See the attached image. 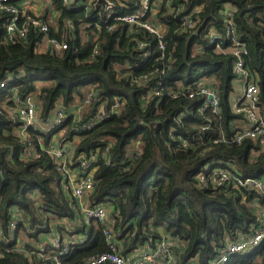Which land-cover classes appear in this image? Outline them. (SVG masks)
Listing matches in <instances>:
<instances>
[{"label":"trees","instance_id":"trees-1","mask_svg":"<svg viewBox=\"0 0 264 264\" xmlns=\"http://www.w3.org/2000/svg\"><path fill=\"white\" fill-rule=\"evenodd\" d=\"M22 1L9 4L22 9ZM50 1L52 9L46 8L40 18L46 21L51 11L59 13L48 35L68 42L60 54L37 49L44 34L33 24L23 40L8 42L11 16L0 9V249H10L0 256V264H30L12 248L25 242L33 250L43 233L53 232L54 219L73 225L74 232L65 228L71 236L87 238L59 256L64 264H81L110 250L102 223L74 221L76 201L65 190L60 158L49 151L60 131V144L79 136L67 162L70 168L78 169L81 157L94 161L91 205L115 210L125 255L167 234L183 240L180 260L206 263L228 242L252 235L260 222L258 210L264 209V186L225 187L212 178L220 167L264 180V145L251 138L232 140L247 121L242 102L234 107L235 84L240 82L234 49L245 50L242 56L258 85V113L264 120V0H161L157 16L153 12L145 18L166 28L163 37L118 19L138 12L142 0H109V6L77 0L74 9L63 0ZM227 7L234 26L230 39ZM27 16L35 14L27 11ZM213 30L223 36L220 48L210 42ZM205 80L219 99V113L205 111L211 121L199 111L205 96L197 89ZM89 91L104 103L107 115L78 134L75 128L98 110L94 101L81 117L74 111ZM32 94L40 110L26 139L15 130L19 123L10 111L17 98ZM59 105L68 114L56 130L49 121ZM207 123L211 126L203 131ZM222 134L228 141H215ZM16 213L21 219L11 230ZM235 258L239 264H264V244Z\"/></svg>","mask_w":264,"mask_h":264},{"label":"built area","instance_id":"built-area-1","mask_svg":"<svg viewBox=\"0 0 264 264\" xmlns=\"http://www.w3.org/2000/svg\"><path fill=\"white\" fill-rule=\"evenodd\" d=\"M10 1L12 0H0V9L6 10L11 16V20L7 26L9 35L6 40L8 42H12L13 40H23V38L28 35L29 28L33 24L39 27L40 31L44 34L43 39L37 48L40 52L51 51L52 53L60 54L64 49L68 48L67 41H61L57 37L52 38L48 35L49 27L51 23L58 18L59 13L51 11L48 14V19L46 21H43L40 18L42 15L41 10L46 8L52 9V2L50 0H23L22 9L9 4ZM76 1L77 0H63L64 4L70 9L77 8L78 4ZM160 1L161 0H142L141 9L138 12L121 16L118 19L130 23L131 25L137 24L143 26L151 32L157 34L159 37H163L166 28L162 25H158L153 18H145L148 14L153 12H155L154 16H157L156 5ZM93 2H95V0H90L89 4H92ZM97 2H99V0H97ZM109 5H111L110 2L107 6ZM230 9V7H227L225 10V12L228 13L225 20L229 39V32L234 29ZM27 11H32L35 14V17L27 16ZM26 16V21L19 26L18 23L20 19ZM188 24H190V22H188ZM222 39L223 36L217 33L216 30H213L210 39L211 44H215L216 47L220 48L218 40ZM234 40L235 39H233V41ZM235 42L236 44H239L238 41L235 40ZM140 47H142V44H140ZM161 47H164L162 42ZM97 51L98 49L96 48L95 53ZM233 52L237 56L234 71L239 76L242 84V94L237 98L234 107H237L238 102H242V110H237L244 111L247 114V123H243L241 126L242 129L238 130L234 134L232 140L242 142L245 138H251L264 145V120L258 113L259 88L254 75L245 66L242 56V52H245V50L237 48L234 49ZM201 83V86H198L197 94L204 95L205 101L199 111L202 115H204L207 121H211L212 117L206 118L205 111L208 108H212L214 113H219L218 94L214 86L208 84L206 80ZM159 84H162V82ZM5 86L6 82L1 83V87ZM156 93L160 94L159 91ZM190 95L193 96V94ZM95 97L96 95L94 94V91H89L84 101L76 103L77 105H75L74 108L75 113L81 117L88 107L93 104ZM17 103V107L15 109H11L10 113L16 116V122L19 123L15 130L20 137H25L27 139V127L29 125H36L38 122L40 104L37 96L33 94L29 95L25 100L17 98ZM97 106L98 110L96 111V114L89 120L78 125L75 128L76 133L82 134L84 131L91 130L96 124L105 118L107 114L105 112L104 103L98 102ZM67 114L68 113L65 108L59 105L55 108L53 117L49 121L50 126L56 130H61V124L64 123ZM210 126V123H207L202 127V130H207ZM60 134L61 131L59 134H55L59 136L58 138H53V143L49 151L60 158L58 169L60 173L63 174L62 181L64 182L65 190L70 193L72 200L76 201L77 206H74V221L77 223L83 221L85 225L88 226L92 220H98L104 226L103 230L106 236V242L110 247L109 251L91 255L81 264H239L238 262H235L237 260L234 261L236 256L250 254L258 248H261L264 244V209H257L260 214V222L259 226L253 227V234L249 237H242L237 241L228 242L224 248L219 249L214 256L210 257L208 261H206V263H200L198 259H188L185 261L180 260L177 252L181 249L180 247L183 240L167 234H164L161 240H155L153 245L150 243V240H146L144 244L139 246L135 251L125 255L122 251V242L118 240L120 233H118L115 229V210L111 206L102 203L91 205L90 195L95 188L94 161L85 157L79 158V170L75 173V169L70 168L67 163L69 161L68 159L72 157L71 153L73 150L65 147L61 149V144L59 143ZM220 139L228 141L224 134H222L221 138L216 139L215 141ZM32 154V146L31 143H29L27 147V155L30 156ZM82 173H85V175ZM199 178L204 180L205 176L199 175ZM212 181L215 185H224L225 187H229L231 185L235 187L243 185L247 187L256 186L260 189L264 186V180L262 179L233 174L229 169L220 167L215 169V175L213 176ZM83 196H88L86 198L89 199V202L85 205L78 202V199L83 198ZM34 199L39 201V197H34ZM15 215L16 218L12 220L10 224L11 230L15 229L19 218L17 213ZM51 223L53 232L43 233L41 241L33 245V250H29L24 244L25 242H19L12 248V252L21 253L28 257L30 264H64L63 260L59 256L67 253L72 246L75 248L84 243L87 238L85 235L71 236L65 228L70 229L71 232H74L75 229L73 225L68 228L65 220L61 221L54 219ZM9 250L10 249L6 251ZM6 251L0 249V256H4Z\"/></svg>","mask_w":264,"mask_h":264},{"label":"crops","instance_id":"crops-1","mask_svg":"<svg viewBox=\"0 0 264 264\" xmlns=\"http://www.w3.org/2000/svg\"><path fill=\"white\" fill-rule=\"evenodd\" d=\"M236 93L234 94V96H233V101H234V103L236 102V100H237V98L239 97V95L242 93V84L238 81V82H236ZM62 132H64V131H62ZM58 136L59 135H55L54 136V138H58ZM78 170L79 169H75V173H77L78 172ZM79 179V178H78ZM77 179V180H78ZM86 197H88V196H83V198H79L78 199V202L79 203H81V204H83V205H85V204H87L88 202H89V199L88 198H86ZM159 232L160 233H163L164 231H163V229H159Z\"/></svg>","mask_w":264,"mask_h":264},{"label":"rangeland","instance_id":"rangeland-1","mask_svg":"<svg viewBox=\"0 0 264 264\" xmlns=\"http://www.w3.org/2000/svg\"><path fill=\"white\" fill-rule=\"evenodd\" d=\"M44 11H45V9H43V10H41V13L43 14L44 13ZM56 18V17H55ZM234 96V95H233ZM63 134H64V132H63ZM62 135V134H61ZM79 143V136H77V139H76V141L75 142H66V141H63V144H61V149L62 148H68V149H70V150H72L73 149V147L76 145V144H78ZM70 153V152H69ZM68 154V153H67ZM71 155H72V153H71ZM70 194V193H69Z\"/></svg>","mask_w":264,"mask_h":264},{"label":"water","instance_id":"water-1","mask_svg":"<svg viewBox=\"0 0 264 264\" xmlns=\"http://www.w3.org/2000/svg\"><path fill=\"white\" fill-rule=\"evenodd\" d=\"M100 1H103V2H105L106 4H109V1H108V0H99V2H100ZM92 37H93V36L90 35V41L92 40ZM97 103H98V100H96L95 103H94V106H95V107L97 106ZM82 174L85 175V173H82Z\"/></svg>","mask_w":264,"mask_h":264}]
</instances>
